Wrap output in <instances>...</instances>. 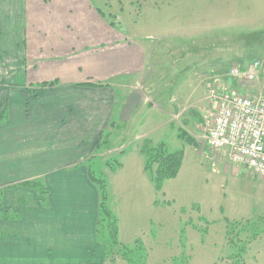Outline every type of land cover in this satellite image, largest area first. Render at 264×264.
<instances>
[{
  "label": "crops",
  "instance_id": "obj_1",
  "mask_svg": "<svg viewBox=\"0 0 264 264\" xmlns=\"http://www.w3.org/2000/svg\"><path fill=\"white\" fill-rule=\"evenodd\" d=\"M105 17L93 0H0V206L21 215L2 214L1 240L17 241L16 249L0 250L2 264H99L105 256L96 231L100 192L90 178V158L111 119L120 118V86L127 88V98L135 77L144 69L148 74V60L157 51L172 53L176 45L156 42L165 34L164 16L152 14L146 40L135 36L129 42L120 40ZM7 63L14 73L4 71ZM216 72H195L203 77L206 96ZM207 104L203 111L212 114L211 126L215 107ZM146 139L120 150L122 165L111 178H117L116 192L126 195L117 208L129 232L151 225L149 216L161 208L140 152ZM209 150L228 170L241 172L228 149ZM182 169L160 197L177 199Z\"/></svg>",
  "mask_w": 264,
  "mask_h": 264
},
{
  "label": "rangeland",
  "instance_id": "obj_2",
  "mask_svg": "<svg viewBox=\"0 0 264 264\" xmlns=\"http://www.w3.org/2000/svg\"><path fill=\"white\" fill-rule=\"evenodd\" d=\"M93 1L103 8L106 25L120 32L121 41L129 42L135 36L146 40L149 36L146 35V22L148 25L152 14L156 19L166 18L165 34L160 36L161 41L154 39L160 42L158 46L163 47V43L164 46L174 45L172 40L176 41L174 51L168 52L173 59L172 67L169 69L171 58L166 51H157V55L148 60L146 66L150 77L144 69V73L132 81L134 88L145 91L146 102L136 108L129 122L119 120L117 115L113 117L111 126L97 144L99 157L96 154L90 158V171L105 180L108 187L106 208L109 219L96 223V231L103 238L99 243L105 256L95 262L264 264V179L244 165H240V173L228 170L229 166L221 165L203 145L212 117L203 111V105L211 102L206 98L203 77L195 75V72L212 69L221 78L233 66L243 68L259 60L263 64L260 77L240 88L243 93L264 96V0ZM151 29L155 31L154 27ZM176 33L181 35L180 40ZM152 45L155 46V42ZM6 66L5 72L14 73L8 63ZM3 67L0 64V77ZM181 69L185 72H178ZM160 74L163 76L157 77ZM120 89L123 98L117 99L118 106L125 104L127 94L125 86L121 85ZM185 130L195 143L178 137L180 131ZM145 138L154 143L166 141L171 151L183 150L180 171L183 164L184 167L177 180L181 183L180 194L176 200L169 201L159 193L155 205L161 208L154 209L149 216L151 225L129 232L130 227L121 226V218L125 220V217L119 216L117 208L124 204L126 195L116 192L117 178L114 182L111 178L120 167L117 165L123 154L120 150L135 148ZM125 179L120 177L123 184ZM98 190L100 212L102 192ZM5 212L13 219L21 218L17 211H3L0 206V250L7 246L16 249L17 241L10 239L5 243L1 240L2 214ZM105 223H111L113 231L116 226L118 228L114 244ZM3 260L0 255V264Z\"/></svg>",
  "mask_w": 264,
  "mask_h": 264
},
{
  "label": "built area",
  "instance_id": "obj_3",
  "mask_svg": "<svg viewBox=\"0 0 264 264\" xmlns=\"http://www.w3.org/2000/svg\"><path fill=\"white\" fill-rule=\"evenodd\" d=\"M262 68L256 60L244 68L233 66L226 77L213 78L207 98L215 113L206 141L214 151L228 149L232 162L264 179V96L243 93L240 88L257 80Z\"/></svg>",
  "mask_w": 264,
  "mask_h": 264
},
{
  "label": "trees",
  "instance_id": "obj_4",
  "mask_svg": "<svg viewBox=\"0 0 264 264\" xmlns=\"http://www.w3.org/2000/svg\"><path fill=\"white\" fill-rule=\"evenodd\" d=\"M244 68V67H243ZM262 73V72H261ZM183 130V129H180ZM102 137V135H101ZM178 137L182 138L183 140L195 143L196 141L188 135V133L184 131H180ZM140 152L145 157V171L153 183L155 190L158 193H163V186L165 181L174 178L178 175L180 171V167L183 160V150L178 151H171L169 149L168 144L166 141H159L158 143H154L151 139H146L143 141V143L140 146ZM92 163V162H91ZM91 163L89 164V167L91 166ZM118 166L122 165V162L117 164ZM90 178L93 183H95L99 189L102 192V202L100 206V223L105 220L108 221L109 219V210L106 208V202L108 200V187L105 182V180L100 179L99 177H96L93 175L92 171H89ZM228 223L230 222L227 220ZM105 227L108 229L112 243H116L117 241V234H118V228L116 226L115 231L111 229L112 224L111 223H105ZM100 240L103 239L100 232H99Z\"/></svg>",
  "mask_w": 264,
  "mask_h": 264
},
{
  "label": "water",
  "instance_id": "obj_5",
  "mask_svg": "<svg viewBox=\"0 0 264 264\" xmlns=\"http://www.w3.org/2000/svg\"><path fill=\"white\" fill-rule=\"evenodd\" d=\"M147 99V95L140 88H135L126 99L125 104L123 105L120 119L123 122H129L132 113L136 108Z\"/></svg>",
  "mask_w": 264,
  "mask_h": 264
}]
</instances>
